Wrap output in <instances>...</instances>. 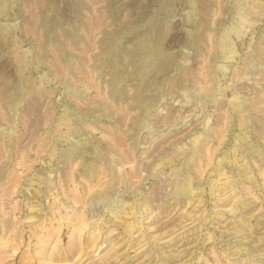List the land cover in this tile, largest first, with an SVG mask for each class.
Returning <instances> with one entry per match:
<instances>
[{
  "label": "rangeland",
  "instance_id": "1",
  "mask_svg": "<svg viewBox=\"0 0 264 264\" xmlns=\"http://www.w3.org/2000/svg\"><path fill=\"white\" fill-rule=\"evenodd\" d=\"M0 264H264V0H0Z\"/></svg>",
  "mask_w": 264,
  "mask_h": 264
},
{
  "label": "bare ground",
  "instance_id": "2",
  "mask_svg": "<svg viewBox=\"0 0 264 264\" xmlns=\"http://www.w3.org/2000/svg\"><path fill=\"white\" fill-rule=\"evenodd\" d=\"M112 171V170H111ZM113 173V172H112Z\"/></svg>",
  "mask_w": 264,
  "mask_h": 264
}]
</instances>
